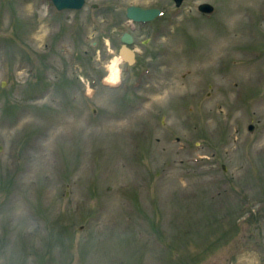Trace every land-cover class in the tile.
Returning a JSON list of instances; mask_svg holds the SVG:
<instances>
[{"label": "rangeland", "instance_id": "rangeland-1", "mask_svg": "<svg viewBox=\"0 0 264 264\" xmlns=\"http://www.w3.org/2000/svg\"><path fill=\"white\" fill-rule=\"evenodd\" d=\"M85 1L0 0V264H264V0Z\"/></svg>", "mask_w": 264, "mask_h": 264}, {"label": "water", "instance_id": "water-1", "mask_svg": "<svg viewBox=\"0 0 264 264\" xmlns=\"http://www.w3.org/2000/svg\"><path fill=\"white\" fill-rule=\"evenodd\" d=\"M176 6H179L182 0H173ZM57 10L64 9H80L83 7L85 0H51ZM198 9L204 13H210L213 10V6L210 4H200ZM160 13L157 8H142L136 5H129L126 8V17L133 22H146L155 18ZM123 45L121 46L119 53L129 64L134 62L133 51L126 46V43L132 42V37L127 32H124L121 36ZM249 129L252 130L253 126L250 125ZM225 169V166H223Z\"/></svg>", "mask_w": 264, "mask_h": 264}, {"label": "clouds", "instance_id": "clouds-1", "mask_svg": "<svg viewBox=\"0 0 264 264\" xmlns=\"http://www.w3.org/2000/svg\"><path fill=\"white\" fill-rule=\"evenodd\" d=\"M119 57H114L107 64L108 74L104 77L105 81L110 84L119 82Z\"/></svg>", "mask_w": 264, "mask_h": 264}, {"label": "flooded vegetation", "instance_id": "flooded-vegetation-1", "mask_svg": "<svg viewBox=\"0 0 264 264\" xmlns=\"http://www.w3.org/2000/svg\"><path fill=\"white\" fill-rule=\"evenodd\" d=\"M120 37V36H119ZM132 49H134V52H135V58H136V62H137V57L139 56L138 52H137V49L134 47V36H133V43H132V46H131ZM136 64V63H135ZM132 65V66H135Z\"/></svg>", "mask_w": 264, "mask_h": 264}, {"label": "bare ground", "instance_id": "bare-ground-1", "mask_svg": "<svg viewBox=\"0 0 264 264\" xmlns=\"http://www.w3.org/2000/svg\"><path fill=\"white\" fill-rule=\"evenodd\" d=\"M120 60H121V58L119 57V61L118 62H120Z\"/></svg>", "mask_w": 264, "mask_h": 264}]
</instances>
